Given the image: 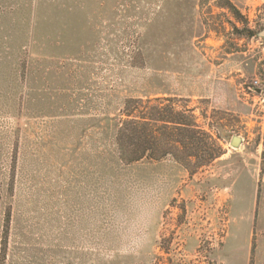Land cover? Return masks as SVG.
Returning a JSON list of instances; mask_svg holds the SVG:
<instances>
[{
  "label": "rangeland",
  "instance_id": "obj_1",
  "mask_svg": "<svg viewBox=\"0 0 264 264\" xmlns=\"http://www.w3.org/2000/svg\"><path fill=\"white\" fill-rule=\"evenodd\" d=\"M230 2L0 0V264H264V0ZM156 97L222 155L122 162Z\"/></svg>",
  "mask_w": 264,
  "mask_h": 264
},
{
  "label": "trees",
  "instance_id": "obj_2",
  "mask_svg": "<svg viewBox=\"0 0 264 264\" xmlns=\"http://www.w3.org/2000/svg\"><path fill=\"white\" fill-rule=\"evenodd\" d=\"M236 16L230 0H224ZM176 97L127 98L115 134L119 159L126 163L172 157L194 172L222 155V147L198 124L193 108L178 107ZM8 229V222L5 224Z\"/></svg>",
  "mask_w": 264,
  "mask_h": 264
},
{
  "label": "water",
  "instance_id": "obj_3",
  "mask_svg": "<svg viewBox=\"0 0 264 264\" xmlns=\"http://www.w3.org/2000/svg\"><path fill=\"white\" fill-rule=\"evenodd\" d=\"M260 34H261L262 36H264V30L261 31ZM239 141H240V139H239L238 137H234V138L231 140V144H232V146L237 147V145L239 144Z\"/></svg>",
  "mask_w": 264,
  "mask_h": 264
}]
</instances>
